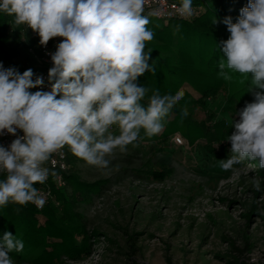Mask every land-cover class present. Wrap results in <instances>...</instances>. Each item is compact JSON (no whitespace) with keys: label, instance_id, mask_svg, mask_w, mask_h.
<instances>
[{"label":"clouds","instance_id":"obj_1","mask_svg":"<svg viewBox=\"0 0 264 264\" xmlns=\"http://www.w3.org/2000/svg\"><path fill=\"white\" fill-rule=\"evenodd\" d=\"M146 3L0 0V12L37 33L40 45L63 38L50 54V91H30L44 85L41 76L33 80L32 69L21 74L0 63V136L16 137L7 147L0 144V173L5 174L0 180V206L33 203L42 208L45 199L34 185L46 182L50 170L44 165L54 154L62 155L65 147L88 165L108 169L107 157L138 146L142 129L148 137L162 132L184 93L162 95L159 89L137 84L146 72L155 75L149 64L151 50L146 52L145 47L154 38L147 27L149 18L161 11L152 9L145 15ZM173 7L183 19L194 15L192 0ZM223 23L230 36L218 45L223 53L218 76L230 80L225 69L250 76L248 92L254 101L237 112L231 124L235 131L227 138L231 155L219 165L229 171L247 160L258 161L264 169V0H248L235 22L228 16ZM182 115H187L186 108ZM219 120L218 115L214 123ZM113 126L118 134L111 131ZM18 130L23 135H17ZM249 182L261 191V178ZM23 249L24 242L5 231L0 264H14L9 253Z\"/></svg>","mask_w":264,"mask_h":264},{"label":"rangeland","instance_id":"obj_2","mask_svg":"<svg viewBox=\"0 0 264 264\" xmlns=\"http://www.w3.org/2000/svg\"><path fill=\"white\" fill-rule=\"evenodd\" d=\"M223 105L219 97L207 109L232 123L236 115L221 112ZM209 116L210 111L200 108L193 113L199 124L207 123ZM177 135L182 145L171 139L163 144L139 140L126 153L117 150L107 157L108 169L88 165L71 153L72 170L81 180L109 183L76 208L89 231L106 237L91 245L85 262L69 264H129L130 256L146 264H168L166 257L172 264H225L217 256L264 264V178L257 192L249 182L259 177L252 164L224 171L220 160L203 150L205 140L191 145ZM213 145L211 149L221 153L223 146ZM224 149L229 157V145ZM135 170L142 177L134 175ZM157 170L169 174L161 181L148 177ZM129 237L136 241L133 253Z\"/></svg>","mask_w":264,"mask_h":264},{"label":"trees","instance_id":"obj_3","mask_svg":"<svg viewBox=\"0 0 264 264\" xmlns=\"http://www.w3.org/2000/svg\"><path fill=\"white\" fill-rule=\"evenodd\" d=\"M173 1L181 3V0ZM247 4L248 0H192V6L199 8V15L192 20L175 18L163 21L149 18L147 27L154 33V38L147 42L145 51L151 50L149 64L155 67V75L146 72L138 77L137 84L150 90L159 89L162 95H174L183 91L184 96L166 118L162 132L148 137L142 129L139 139L141 142L163 144L173 135L180 134L191 145L205 140L203 150L217 160L228 158L224 147L229 145L231 149L227 138L235 129L231 126L232 123L222 118L214 123L217 116L207 109V104L220 97L224 102L221 112L235 116L246 103L254 101L253 94L248 92L250 76H242L228 69L225 70L232 77L230 80L218 76V63L223 58L218 45L230 36L223 20L231 16L235 22L240 9ZM214 19L216 24H213ZM8 21L0 14V57L5 68L14 67L21 74L32 69L34 73L35 64L27 53V47L36 46L38 34L26 25H16L14 21ZM8 26L14 29L11 35L7 33ZM148 95H151V91ZM147 98L146 96L142 103L146 104ZM185 108L187 115L183 116L182 110ZM198 108L210 111L207 123L199 124L193 119L194 110ZM213 143L223 146L221 153L211 149V146L214 147ZM65 150L68 165L65 174L66 186L53 189L59 207L47 205L38 211L30 203L19 205L9 202L0 206V239L7 231L24 242L22 252L9 253L16 264L85 262L90 257L91 245L95 241L99 242L100 236L106 237L97 230L89 231L76 208L99 194L109 181L102 179L89 183L81 180L72 170L71 151L67 147ZM245 162L252 164L259 178H264V169L259 167L258 161ZM133 174L142 177L137 170ZM168 174V170H157L152 171L148 177L161 181ZM4 178L5 175L0 174V180ZM129 240L133 241L129 242L130 252L133 253L136 241L131 237ZM217 257L225 260V264H249L248 261L240 262L239 257ZM130 258L129 264H146L131 256ZM166 261L172 264L169 257H166Z\"/></svg>","mask_w":264,"mask_h":264},{"label":"built area","instance_id":"obj_4","mask_svg":"<svg viewBox=\"0 0 264 264\" xmlns=\"http://www.w3.org/2000/svg\"><path fill=\"white\" fill-rule=\"evenodd\" d=\"M174 5L179 6L180 2H176L173 0H147L145 13H148L152 9H159L161 11V15L152 16V17L163 21H168L170 19H175V18L183 19L176 14V10L173 7ZM193 9H194V15L191 18L184 20H192L193 18L199 15V8L193 6ZM7 33L10 35L13 34L14 29L11 26H8ZM62 39L63 38L60 37L53 38L48 42L46 46H42L39 43V36H38L36 40V46L27 47L28 55L32 58L34 64L38 68L34 71L33 80H35L37 76H41L44 79V85L42 87L31 89V92L50 91L51 85L48 81V72L49 69L53 66L50 54L56 51L57 45L60 42H62ZM0 63H2L5 68V63L1 57H0ZM17 135H23V133L18 130ZM15 138H16L15 136H12L10 134L2 135L0 136V144L7 147ZM171 142L179 145H182L184 143L183 139H181L180 136L177 134L171 137ZM66 159H67L66 150L64 148L62 150V155L54 154L53 157L49 160V162H47L44 165L50 170L48 179L43 184H35L34 187H36L44 197L45 204L43 205L42 208H40L37 207L35 204L30 203L38 211H41L47 205H53L55 207H59V201L55 198L53 194V189L62 188L66 186L65 174L67 173V169H68Z\"/></svg>","mask_w":264,"mask_h":264}]
</instances>
